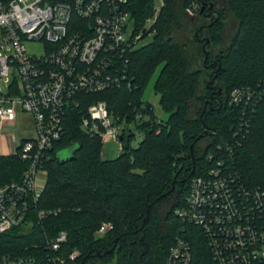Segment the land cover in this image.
I'll return each mask as SVG.
<instances>
[{"label":"trees","instance_id":"trees-1","mask_svg":"<svg viewBox=\"0 0 264 264\" xmlns=\"http://www.w3.org/2000/svg\"><path fill=\"white\" fill-rule=\"evenodd\" d=\"M162 1L157 11V0H129L137 31L155 18L148 30L154 32L151 41L129 55L131 88L122 79L104 91L77 96L80 106L68 110L63 135L46 153L40 199L29 221L0 233V257L33 256L39 264H61L54 261L58 255L66 259L62 264H167L181 236L192 241L195 263L204 264L201 232L177 213L186 205L192 177L223 163L224 170L264 190V0H227L239 28L219 54L212 78L222 91L211 85L218 96L207 101L199 100L203 75L193 68L202 54L189 56L175 35L184 26L185 9L194 1L205 2L184 0L179 7L176 0ZM223 29L220 21L208 26L213 42H222ZM211 60L209 55L204 64ZM157 71L155 90L169 110L167 119L157 117L144 99ZM241 89L250 93L233 101ZM100 100L125 124L123 147L115 157L98 134L82 126L88 107ZM139 112L149 118L138 119ZM133 123L144 134L140 141ZM204 140L208 143L202 147ZM70 144L80 148L73 160L62 163L56 154ZM26 166L19 152L0 155V185L21 180ZM41 209L52 211L43 221L36 216ZM106 222L112 227L98 236ZM61 231L68 239L55 252L45 239ZM75 250L79 254L71 259ZM207 264L213 263L209 259Z\"/></svg>","mask_w":264,"mask_h":264},{"label":"built area","instance_id":"built-area-1","mask_svg":"<svg viewBox=\"0 0 264 264\" xmlns=\"http://www.w3.org/2000/svg\"><path fill=\"white\" fill-rule=\"evenodd\" d=\"M129 0H0V129L15 122L19 113L32 118L34 135L17 141L15 152L27 166L21 180L0 185V233L29 221L32 207L44 190L38 177L47 179L44 160L64 132L68 110L80 106L77 96L96 93L128 79L129 55L152 37L150 18L134 27ZM163 4V1L162 3ZM161 4L157 2V11ZM194 1L191 12L200 9ZM44 43L42 54L29 51L28 43ZM237 90L232 99L242 101L250 92ZM138 119L149 115L139 112ZM82 126L98 134L104 146L115 142L125 124L115 118L105 100L92 103ZM194 175L186 205L177 213L198 228L205 241L203 257L213 264H264V190L247 184L240 173L224 165ZM51 210L37 211L45 220ZM112 227L104 223L99 232ZM198 233V231H197ZM200 237V235H199ZM66 231L45 242L59 251ZM79 252L70 254L74 259ZM54 261L65 263L64 256ZM0 264H39L33 256H2ZM46 264V263H43ZM167 264H196L192 241L178 236Z\"/></svg>","mask_w":264,"mask_h":264},{"label":"rangeland","instance_id":"rangeland-1","mask_svg":"<svg viewBox=\"0 0 264 264\" xmlns=\"http://www.w3.org/2000/svg\"><path fill=\"white\" fill-rule=\"evenodd\" d=\"M157 2L161 4L162 0H157ZM176 2L179 7H182L185 3L184 0H176ZM204 2L205 3L201 4L202 8L200 11L198 9L195 12H191L190 10L185 9L186 20L184 21V26L180 28L175 33V35L176 38L180 42H182V44H184V47L187 49L186 51L188 52L189 56H192L195 59L196 57H200L202 54V59L198 58L197 60L199 62L196 63L193 68L199 69L203 75L200 89L198 91V96L199 98H201L199 100L207 101L209 96L211 95L218 96L216 93H211V91H213V89L210 87L211 85L215 86L216 89L217 87H219V90L222 91V86L218 82L213 83L214 79L212 78H215V70L219 67L217 61L219 54L233 43L235 35L238 32L239 20L233 13V11L229 9L227 0H204ZM217 21L223 23L224 26L223 31L220 33L222 35V42L219 44L213 42L212 36L208 31V26ZM151 39L152 37L144 38L141 41V45L148 43L149 41H151ZM28 48L32 53L42 54L44 52V43L30 42L28 43ZM207 54L208 57L209 55L212 56V60L207 64H214V67L212 68L204 64V58H206ZM158 73L159 71L155 73L148 86L146 87V90L144 92V99L146 101H149L153 105V111L157 117L161 119H167L170 114L169 110L166 109V107L162 104L161 94L157 93L155 90ZM23 117L27 118V121L26 119H23ZM19 118V122L21 123V125H16L15 122L6 123L3 128L0 129L2 133V135L0 136V152L2 153V155H9L15 152V148L12 142V134L15 132H19V129L22 127L23 123L32 120L31 116H29L28 113L22 112L19 113ZM28 125L26 124V126ZM131 128L136 134L137 140L140 141L144 136L143 132L136 126L135 123L131 124ZM21 134L30 136L34 135L35 132L31 129H26L24 132L21 131ZM207 143V140L202 141V147H204ZM105 149L106 151L110 152V156L112 157L117 156L121 150L119 145L115 142L107 143L105 145ZM66 153L67 150L62 151V154ZM42 174L38 177L39 186H43L46 180L45 176H43ZM104 234L105 232L97 231L98 236H103Z\"/></svg>","mask_w":264,"mask_h":264},{"label":"water","instance_id":"water-1","mask_svg":"<svg viewBox=\"0 0 264 264\" xmlns=\"http://www.w3.org/2000/svg\"><path fill=\"white\" fill-rule=\"evenodd\" d=\"M208 57V54L206 55V58ZM120 140H123V135L120 136ZM80 148V145L78 144H70L63 148L62 150L58 151L56 156L59 159L60 162L65 163L67 161H71L76 157V151ZM63 150H67L66 154H62Z\"/></svg>","mask_w":264,"mask_h":264},{"label":"crops","instance_id":"crops-1","mask_svg":"<svg viewBox=\"0 0 264 264\" xmlns=\"http://www.w3.org/2000/svg\"><path fill=\"white\" fill-rule=\"evenodd\" d=\"M25 115V114H24ZM30 116V115H29ZM23 119H26V121H27V118H25V117H23ZM20 121V118H19V116H18V118H17V120L15 121V124L16 125H21V123L19 122ZM8 123H13V122H8ZM26 124L28 125V126H26ZM27 127V128H26ZM28 129V130H33V124H32V121L30 120V121H28V122H26V123H23L22 124V127L19 129V132H15V133H13L12 134V138H13V140H12V142H13V146H14V148H15V151H16V147H17V141H18V139L19 138H21V139H24V138H27V137H30V136H32V135H30V136H26V135H23V134H21V131H25L26 129ZM2 135V133H1V130H0V136ZM15 153V152H14ZM0 155H2V153L0 152Z\"/></svg>","mask_w":264,"mask_h":264}]
</instances>
